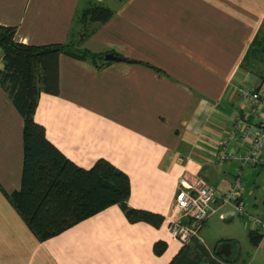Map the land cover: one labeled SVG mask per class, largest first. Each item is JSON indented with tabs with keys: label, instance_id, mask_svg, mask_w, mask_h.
Masks as SVG:
<instances>
[{
	"label": "crops",
	"instance_id": "0c3cea01",
	"mask_svg": "<svg viewBox=\"0 0 264 264\" xmlns=\"http://www.w3.org/2000/svg\"><path fill=\"white\" fill-rule=\"evenodd\" d=\"M94 6L112 15L78 24ZM0 26L15 28L20 44L72 43L102 56L94 64L60 54L57 91L39 94L34 119L77 167L104 159L126 174L127 207L152 215L131 223L112 206L40 241L8 198L21 187L23 121L0 87V264H264V232L232 206L184 246L166 232L182 178L231 188L237 166L213 161L243 113L239 89L264 87L241 66L264 34V0H0ZM108 54L125 61L107 63ZM262 174L243 171L247 211L264 220Z\"/></svg>",
	"mask_w": 264,
	"mask_h": 264
},
{
	"label": "trees",
	"instance_id": "16d2710c",
	"mask_svg": "<svg viewBox=\"0 0 264 264\" xmlns=\"http://www.w3.org/2000/svg\"><path fill=\"white\" fill-rule=\"evenodd\" d=\"M111 15L109 9L94 6L81 14L78 24L105 22ZM14 35L15 28L0 26V87L23 121L21 187L8 196L11 205L40 241L112 206H118L131 223L150 222L149 213L127 207L130 182L126 174L104 159L97 160L89 169L77 167L48 141L44 127L34 119L39 94L57 91L60 54L94 64L103 58L77 51L72 43L20 44L14 41ZM248 51L242 68L264 80L257 64L264 60V34H259Z\"/></svg>",
	"mask_w": 264,
	"mask_h": 264
},
{
	"label": "built area",
	"instance_id": "2783aa9c",
	"mask_svg": "<svg viewBox=\"0 0 264 264\" xmlns=\"http://www.w3.org/2000/svg\"><path fill=\"white\" fill-rule=\"evenodd\" d=\"M238 93L243 113L219 141L213 161L237 166L231 188L227 193H216L199 178L192 182L181 179L174 197L177 213L169 217L166 226L170 239L181 246L195 238L203 223L224 206H232L255 230L264 232V220L247 211L243 179L245 169L264 166V87L260 91L241 88Z\"/></svg>",
	"mask_w": 264,
	"mask_h": 264
},
{
	"label": "rangeland",
	"instance_id": "374dc122",
	"mask_svg": "<svg viewBox=\"0 0 264 264\" xmlns=\"http://www.w3.org/2000/svg\"><path fill=\"white\" fill-rule=\"evenodd\" d=\"M74 27V29H76V28H78V25H75V26H73ZM77 51H86V52H88L89 54L91 53V51H89V50H87V49H85V48H83V49H79V48H75ZM91 54H93V53H91ZM95 56H97V57H99V55H96V54H94ZM0 58H1V51H0ZM99 58H101L102 59V56L101 57H99ZM1 62V61H0ZM100 62H101V60H100ZM108 63V62H107ZM140 64H143V63H141V62H139ZM2 68V65L0 64V69ZM262 74L264 75V72H262ZM258 168V167H257ZM262 177H264V174H262ZM262 177H260L259 178V181H260V183H262L263 181H264V179L262 178ZM244 178V184H245V190H247V192H249L250 190H249V186H248V184H249V179H247L245 176L243 177ZM256 195H257V201L259 202V203H261V202H264V190H263V188H260V190L256 193ZM246 198H247V200H249V205H248V208L250 207V205H251V199H250V197H249V193L247 194L246 193Z\"/></svg>",
	"mask_w": 264,
	"mask_h": 264
},
{
	"label": "water",
	"instance_id": "95a60500",
	"mask_svg": "<svg viewBox=\"0 0 264 264\" xmlns=\"http://www.w3.org/2000/svg\"><path fill=\"white\" fill-rule=\"evenodd\" d=\"M104 60H105L106 62H115V61H120V60H122V59H119L118 57H115V56L112 55V54H108V55H105V56H104Z\"/></svg>",
	"mask_w": 264,
	"mask_h": 264
}]
</instances>
